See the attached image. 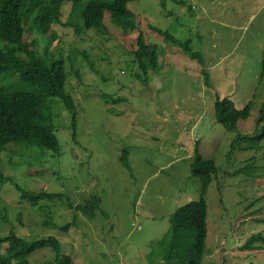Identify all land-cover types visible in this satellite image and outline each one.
Here are the masks:
<instances>
[{"label":"rangeland","instance_id":"1","mask_svg":"<svg viewBox=\"0 0 264 264\" xmlns=\"http://www.w3.org/2000/svg\"><path fill=\"white\" fill-rule=\"evenodd\" d=\"M178 1H130L136 29L111 11L104 16L105 32L77 34L62 23L52 25L56 38L49 53L65 62L75 125L62 100L50 97L43 112L51 115L59 152L26 144H10L2 152L1 170L13 182H0L6 212L0 235L14 230L28 242L53 235L74 264H148L151 244L169 230L170 216L199 198L201 182L191 174L197 142L200 154L213 157L219 169L206 194L203 264H264V245L241 248L253 234H264V139L256 149L229 151L237 135L260 132L264 123L257 124L264 113V0ZM70 11L71 2H64L62 22ZM149 25L190 40L205 65ZM139 33L157 47L160 68L147 83L135 77L140 68L132 51ZM36 38L42 51L44 38L26 31L25 41ZM104 95L125 100L108 103ZM217 97L230 98L237 108L253 100L250 116L227 130L215 119ZM124 148L133 176L120 162ZM252 161V175L239 172ZM14 182L65 198L33 205L20 198ZM93 195L101 203L90 220L75 205ZM74 216L68 232L60 228ZM55 255L43 247L29 260L55 264Z\"/></svg>","mask_w":264,"mask_h":264},{"label":"trees","instance_id":"2","mask_svg":"<svg viewBox=\"0 0 264 264\" xmlns=\"http://www.w3.org/2000/svg\"><path fill=\"white\" fill-rule=\"evenodd\" d=\"M66 1L71 2L69 14L71 18L68 17L62 22L61 8ZM130 1L132 0H0V161L2 152L10 144L41 146L54 153L59 152L60 143L55 134L51 115L43 112L45 107L50 108L48 102L50 97L62 100L66 109L72 113L74 122L76 103L72 95L66 91L65 62L61 57L49 53L56 38L52 25L62 23L64 26L73 27L77 34L89 29L105 32L107 27L104 16L107 11H111L119 21L136 29L135 17L128 8ZM149 27L173 44L182 47L200 65H205L203 54L192 49L190 40L181 41L168 30L154 25ZM26 31L44 38L42 51L36 48L38 38L32 41L24 40ZM132 53L140 68V72L136 73L135 77L147 83L150 72L160 68L157 47L146 42L143 34L139 33L136 37V49ZM261 65L260 80L264 82V50ZM202 71L208 77L206 71L204 69ZM110 96L104 95L108 103L125 100ZM252 102L253 100H249L242 108H237L230 98L217 97L214 104L216 122L227 130H235L240 119L250 116ZM263 121L264 113L261 110L257 124ZM263 139L264 123L260 127V132L255 130L253 134L237 135L231 142L229 151L231 153L235 149L241 151L256 149ZM120 162L133 176L129 162V148L123 149ZM255 169V161H252L239 172L252 175ZM218 170L215 159L200 154L196 142L191 174L201 182L199 198L178 207L170 216L169 230L151 244L152 249L147 256L148 264H203L208 236L206 194ZM5 180L13 182L9 176L3 174L0 164V182ZM14 185L20 192V198L33 205H38L44 199L65 198L62 193L43 189L31 191L15 182ZM100 203L101 197L93 195L83 204L75 205V209L82 211L93 220L96 212L100 210ZM68 206L73 205L69 203ZM0 217L6 219V212L1 206ZM75 219L76 217L60 228L69 229L76 223ZM257 245H264L263 233L250 236L241 248L250 249ZM43 247H50L56 253L55 264H74L69 254L61 253V244L55 236L49 235L28 242L14 230H10L6 235H0V264H31L29 257L35 250Z\"/></svg>","mask_w":264,"mask_h":264}]
</instances>
